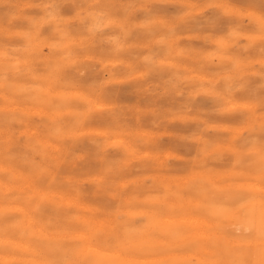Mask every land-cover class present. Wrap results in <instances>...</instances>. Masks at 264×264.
Masks as SVG:
<instances>
[{
    "label": "rangeland",
    "instance_id": "rangeland-1",
    "mask_svg": "<svg viewBox=\"0 0 264 264\" xmlns=\"http://www.w3.org/2000/svg\"><path fill=\"white\" fill-rule=\"evenodd\" d=\"M0 264H264V0H0Z\"/></svg>",
    "mask_w": 264,
    "mask_h": 264
},
{
    "label": "bare ground",
    "instance_id": "bare-ground-1",
    "mask_svg": "<svg viewBox=\"0 0 264 264\" xmlns=\"http://www.w3.org/2000/svg\"><path fill=\"white\" fill-rule=\"evenodd\" d=\"M44 35V34H43ZM2 107V106H1ZM12 107V106H11ZM32 132V131H31ZM23 210V209H22ZM16 242V241H15ZM15 259V258H14Z\"/></svg>",
    "mask_w": 264,
    "mask_h": 264
}]
</instances>
